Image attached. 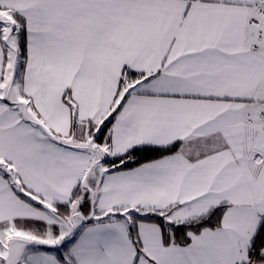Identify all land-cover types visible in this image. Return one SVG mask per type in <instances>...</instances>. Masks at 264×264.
Masks as SVG:
<instances>
[{
  "label": "snow or ice",
  "instance_id": "obj_1",
  "mask_svg": "<svg viewBox=\"0 0 264 264\" xmlns=\"http://www.w3.org/2000/svg\"><path fill=\"white\" fill-rule=\"evenodd\" d=\"M0 264H264V0H0Z\"/></svg>",
  "mask_w": 264,
  "mask_h": 264
}]
</instances>
